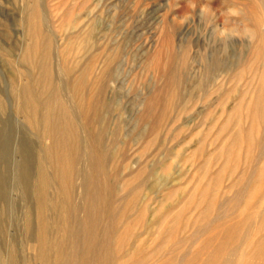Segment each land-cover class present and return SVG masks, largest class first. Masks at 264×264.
I'll use <instances>...</instances> for the list:
<instances>
[{
  "label": "rangeland",
  "instance_id": "rangeland-1",
  "mask_svg": "<svg viewBox=\"0 0 264 264\" xmlns=\"http://www.w3.org/2000/svg\"><path fill=\"white\" fill-rule=\"evenodd\" d=\"M255 1L0 0V264H11L8 257L39 264L30 248L38 219L29 188L47 142L14 97L21 71L38 74L20 53L32 8L50 42L54 79L47 89L59 88L78 127L103 134L107 157L114 154L99 180L114 183L115 200L127 198L116 209L128 226L110 263L203 264L238 247L235 264H264L253 251L264 241V83L255 78L264 73V12L255 14ZM208 4L215 17L201 21ZM230 7L242 10L237 19L255 30V40L216 38ZM186 13L193 19L182 25ZM76 67L84 70V105L91 108L84 113L70 91L68 71ZM78 166L83 177L86 158ZM81 176L71 188L78 207ZM82 218L73 214L72 221ZM227 227L238 234L227 238Z\"/></svg>",
  "mask_w": 264,
  "mask_h": 264
},
{
  "label": "bare ground",
  "instance_id": "bare-ground-1",
  "mask_svg": "<svg viewBox=\"0 0 264 264\" xmlns=\"http://www.w3.org/2000/svg\"><path fill=\"white\" fill-rule=\"evenodd\" d=\"M253 9L255 14L262 11L258 0L255 1ZM26 24L28 25V43L20 53L23 61L30 64L38 74L32 77L25 71L20 72L19 81H15L14 97L17 104L15 109H18L19 114L47 142L39 151V171L35 182L29 188L36 199L38 219L37 230L32 237L36 243L35 245L30 243V248L35 251V261L37 260L39 264H49L50 257L54 264H111V253L114 247L119 245L117 244L119 235L128 226L126 213L116 209L117 202L125 203L127 198L115 200L114 194L117 189L114 183L99 180L103 178L102 176L107 177V167L114 154L108 153L111 157H107L106 148L102 142L103 134L93 137L91 132H84L83 128L78 127L74 113L69 110L71 107L59 97L62 94L59 88L47 89L48 86H52L54 79V72L51 69L52 53L50 42L43 38L41 33L36 8H32ZM242 61H246V58H242ZM17 69L20 71L19 67ZM68 73L71 77L69 84L72 98L81 113L88 112L91 108L84 105V70L76 67L70 69ZM259 75L260 79H257ZM255 78L258 80V85L264 83V73H255ZM84 133L87 136L84 138V140L87 139L86 141L82 138ZM84 158H86L87 169L84 171L85 174L82 172L84 174L82 177L78 165ZM79 175L82 178L80 177L77 186L81 190L82 205L78 207L71 200L73 195L71 188L77 182L74 178ZM163 182L164 180H160V189L164 187ZM235 198L242 199V195L237 193ZM50 211L56 212V220L46 216V213ZM77 213H83V218L73 222V214ZM30 216L32 215H27L28 218ZM27 224L29 225L28 220ZM117 224L120 228L114 227ZM52 227H54L53 230H51ZM223 233L227 238L231 236L230 234H238L230 227H227ZM258 244H262L260 249L253 251L263 258L264 241ZM237 251L238 247H235L228 256L222 255L216 260L213 257L210 258L212 256L210 254L203 264H235L236 259L233 257ZM7 260L11 264H18L13 258L8 257ZM30 262L27 261L28 264ZM132 262L136 264L135 260ZM239 263L242 264V261ZM247 264L256 263L252 261Z\"/></svg>",
  "mask_w": 264,
  "mask_h": 264
},
{
  "label": "clouds",
  "instance_id": "clouds-1",
  "mask_svg": "<svg viewBox=\"0 0 264 264\" xmlns=\"http://www.w3.org/2000/svg\"><path fill=\"white\" fill-rule=\"evenodd\" d=\"M259 6L264 11V0H258ZM191 7L194 9L195 5ZM206 15L215 17L211 5H204L200 8V19L203 21ZM242 15V10L239 7H230L226 10V19L222 22V26H216L214 30L216 38L221 43L231 44L235 39H243L251 42L256 39V32L253 28L242 24L237 18ZM193 17L190 14H184L180 23L188 24Z\"/></svg>",
  "mask_w": 264,
  "mask_h": 264
}]
</instances>
